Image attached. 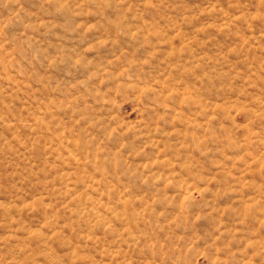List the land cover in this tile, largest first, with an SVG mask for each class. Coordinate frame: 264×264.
I'll use <instances>...</instances> for the list:
<instances>
[{"label":"rangeland","instance_id":"1","mask_svg":"<svg viewBox=\"0 0 264 264\" xmlns=\"http://www.w3.org/2000/svg\"><path fill=\"white\" fill-rule=\"evenodd\" d=\"M0 264H264V0H0Z\"/></svg>","mask_w":264,"mask_h":264}]
</instances>
